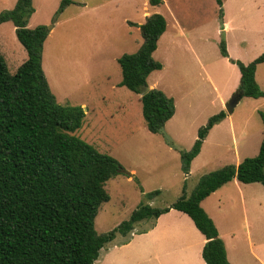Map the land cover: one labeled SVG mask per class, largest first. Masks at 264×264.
<instances>
[{
    "label": "rangeland",
    "instance_id": "1",
    "mask_svg": "<svg viewBox=\"0 0 264 264\" xmlns=\"http://www.w3.org/2000/svg\"><path fill=\"white\" fill-rule=\"evenodd\" d=\"M61 2L33 0L28 22L31 28L42 24L49 30L42 66L50 89L59 104L82 106L86 112L75 134L131 172L107 181L110 200L100 205L95 218L98 234L118 228L140 204L170 206L184 191L190 196L202 175L258 154L264 95H243L230 113L226 104L241 86L240 64L264 54V0H162L158 5L149 0H73L57 13ZM16 3L0 0V12ZM153 13L165 16L167 29L153 53L163 67L147 81L176 105L160 133L147 126L142 94L121 85L118 61L140 49V25ZM0 52L12 74L28 58L11 21L0 23ZM255 76L264 92V61L257 64ZM220 112L225 117L209 131L186 174L182 153L191 150L200 128ZM155 190L160 193L146 197ZM202 207L222 234L232 264H263V183L229 181ZM159 217L156 228L155 219H144L127 235L116 233L95 264H207L199 239L203 234L187 213L172 208Z\"/></svg>",
    "mask_w": 264,
    "mask_h": 264
},
{
    "label": "trees",
    "instance_id": "2",
    "mask_svg": "<svg viewBox=\"0 0 264 264\" xmlns=\"http://www.w3.org/2000/svg\"><path fill=\"white\" fill-rule=\"evenodd\" d=\"M72 2L62 0L57 13ZM149 2L158 5L162 0ZM34 11L33 0H17L14 8L0 12V23L13 22L28 54L12 74L0 52V264H95L101 249L116 233L127 235L136 223L156 220L172 208L187 213L206 237L202 255L207 264H231L218 228L201 202L235 178L243 183L264 184V136L256 156L202 175L190 196L184 191L166 207L142 203L118 228L98 234L95 218L100 205L110 200L105 185L124 172V167L115 157L75 134L86 112L82 106L56 101L42 66V49L49 30L42 24L28 26ZM140 28L144 43L137 52L126 53L118 61L123 75L121 85L142 94L149 87V74L163 67L153 53L167 29V19L153 13ZM222 51L227 55L224 43ZM262 61L264 54L249 65L240 64L244 95H264L255 76L257 64ZM141 102L149 130L162 132L175 113L174 98L161 89L150 88L142 94ZM225 114L210 117L191 150L182 153L186 174L209 131ZM159 193L155 190L146 197Z\"/></svg>",
    "mask_w": 264,
    "mask_h": 264
},
{
    "label": "water",
    "instance_id": "3",
    "mask_svg": "<svg viewBox=\"0 0 264 264\" xmlns=\"http://www.w3.org/2000/svg\"><path fill=\"white\" fill-rule=\"evenodd\" d=\"M150 88L147 87L145 89V91H143V93L147 92ZM142 93V94H143ZM245 94V91L242 87L238 88L236 90V92L232 95V97L230 98V100L227 102L226 104V109L227 111L230 113L233 111L234 107L238 104V102L240 101L241 97ZM125 173L127 174H131V172L124 170Z\"/></svg>",
    "mask_w": 264,
    "mask_h": 264
},
{
    "label": "crops",
    "instance_id": "4",
    "mask_svg": "<svg viewBox=\"0 0 264 264\" xmlns=\"http://www.w3.org/2000/svg\"><path fill=\"white\" fill-rule=\"evenodd\" d=\"M227 25H225V28L227 29L228 27H229V23H226ZM150 88V87H149ZM232 181H235V183L237 184V185H240V183H243V182H241V181H239L238 179H233ZM214 193V192H213ZM210 196V195H209ZM208 196V197H209ZM206 199V198H205ZM204 199V200H205ZM203 200V201H204ZM202 201V202H203ZM202 202H201V205H202ZM171 210V209H170ZM169 210V211H170ZM156 221V222H155ZM154 222V225L153 226H155V227H153V228H156V226L157 225H155V224H158V222L160 221V217H158L156 220H155ZM152 230V229H151ZM219 231V230H218ZM147 232V231H146ZM219 235H220V237H222L223 238V236H222V234L219 232ZM199 239H200V241H201V245H202V247H204V245H205V243H206V241H207V239H206V237L203 235L202 237H199ZM224 241V240H223ZM228 253V252H227ZM227 257H228V254H227ZM229 258V257H228ZM229 260V259H228ZM262 261V260H261ZM262 263L264 264V261H262ZM232 264V263H231Z\"/></svg>",
    "mask_w": 264,
    "mask_h": 264
}]
</instances>
